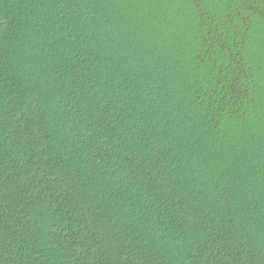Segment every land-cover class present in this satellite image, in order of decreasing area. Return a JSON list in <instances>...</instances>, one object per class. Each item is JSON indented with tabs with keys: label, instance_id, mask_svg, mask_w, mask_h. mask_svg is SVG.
<instances>
[{
	"label": "trees",
	"instance_id": "obj_1",
	"mask_svg": "<svg viewBox=\"0 0 264 264\" xmlns=\"http://www.w3.org/2000/svg\"><path fill=\"white\" fill-rule=\"evenodd\" d=\"M0 264H264V0H0Z\"/></svg>",
	"mask_w": 264,
	"mask_h": 264
}]
</instances>
